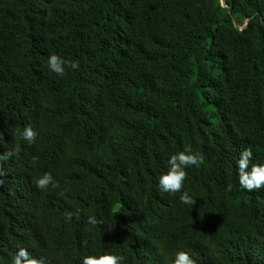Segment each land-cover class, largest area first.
Masks as SVG:
<instances>
[{"label":"trees","instance_id":"trees-1","mask_svg":"<svg viewBox=\"0 0 264 264\" xmlns=\"http://www.w3.org/2000/svg\"><path fill=\"white\" fill-rule=\"evenodd\" d=\"M51 54L79 69L58 76ZM0 123V153H15L0 264L19 247L48 264L102 252L173 264L178 251L264 264V189L241 190L236 163L251 147L264 164V0H0ZM189 145L204 163L181 192L161 191ZM46 172L58 187H36Z\"/></svg>","mask_w":264,"mask_h":264},{"label":"clouds","instance_id":"clouds-1","mask_svg":"<svg viewBox=\"0 0 264 264\" xmlns=\"http://www.w3.org/2000/svg\"><path fill=\"white\" fill-rule=\"evenodd\" d=\"M221 5L224 7L223 2H221ZM244 27H246V23L242 28ZM47 65L51 72L61 77L65 75L66 69H79L78 61L67 60L57 54L49 55ZM9 132L10 131L7 129L4 130V125L0 123V135H8ZM37 136L38 133L31 126L26 127L22 133V139L29 144H32ZM14 155L15 153L13 151L0 153V177H5L7 173V162ZM252 156L253 151L251 147H247L239 153V158L236 162L240 189L246 190L247 192L264 189V164L253 163ZM204 159L203 153L194 151L190 145L185 147L184 150L171 155L168 160V171L162 174L158 181L160 190L170 194L181 192L188 176L186 169L192 166L199 167L204 163ZM37 162L38 157H33L32 164ZM3 183V179H0V186H2ZM35 183L36 187L42 190L48 188L49 185L53 188L59 186L52 174L48 172L38 178ZM232 187L233 185L229 184L226 191L230 192ZM179 199L183 204L189 206H193L196 203V199L189 195L187 191H183ZM74 215L79 219L78 214L68 212L65 217L66 221L71 222ZM87 223L96 227L102 224L103 221L98 220L94 215H89ZM69 257L71 264H124L126 259L123 255L109 252H102L100 255H78L74 253ZM172 257L174 258L173 264H196V261L186 251H178ZM11 264H48V261L44 256L38 258L35 255H31L25 247H19L18 251L11 258Z\"/></svg>","mask_w":264,"mask_h":264},{"label":"rangeland","instance_id":"rangeland-1","mask_svg":"<svg viewBox=\"0 0 264 264\" xmlns=\"http://www.w3.org/2000/svg\"><path fill=\"white\" fill-rule=\"evenodd\" d=\"M240 29H242V28H240Z\"/></svg>","mask_w":264,"mask_h":264}]
</instances>
